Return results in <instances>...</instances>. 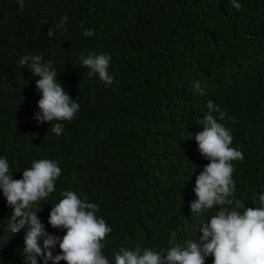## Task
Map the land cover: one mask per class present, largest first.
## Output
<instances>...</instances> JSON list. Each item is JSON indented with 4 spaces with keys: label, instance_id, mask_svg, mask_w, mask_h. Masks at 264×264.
I'll return each mask as SVG.
<instances>
[{
    "label": "trees",
    "instance_id": "obj_1",
    "mask_svg": "<svg viewBox=\"0 0 264 264\" xmlns=\"http://www.w3.org/2000/svg\"><path fill=\"white\" fill-rule=\"evenodd\" d=\"M236 2L239 10L232 0H24L21 9L18 0H0V158L13 179L35 160L58 162L54 192L33 206L46 232L65 235L48 218L61 193L73 191L97 204L96 215L112 229L102 249L109 264L121 248L166 252L173 242L198 241L201 226L219 210L190 209L198 199L196 178L209 163L194 138L208 101L226 113L223 120L213 116L230 130V147L243 153L231 162L229 198L241 201V214L261 206L264 0ZM87 29L94 35H83ZM93 51L111 56V85L81 66V55ZM26 55L51 61L80 105L72 120L59 121V136L34 119L40 77L19 66ZM12 211L0 190V264L25 260L24 230L8 228ZM51 251L59 254V245ZM212 261L208 256L205 264ZM37 262L52 264L42 256Z\"/></svg>",
    "mask_w": 264,
    "mask_h": 264
},
{
    "label": "clouds",
    "instance_id": "obj_2",
    "mask_svg": "<svg viewBox=\"0 0 264 264\" xmlns=\"http://www.w3.org/2000/svg\"><path fill=\"white\" fill-rule=\"evenodd\" d=\"M18 3L23 9L24 0H18ZM232 6L237 10L241 8L236 0H232ZM67 19V16L62 17L56 28H62ZM53 35L54 31L49 29L47 36ZM83 35L92 36L94 30L87 29ZM110 60V55L94 51L80 57L81 66L89 70L88 76H98L106 85L114 82L109 73ZM25 65L33 75L40 77L36 87L41 98L34 119L51 124V131L59 136L64 130L59 121L72 120L80 105L57 80L58 73L51 61L45 62L41 55H26L19 60L20 67ZM194 88L204 94L200 81L195 82ZM207 108L208 113L202 120L203 130L194 138L201 155L209 163L196 178L194 192L198 199L191 203L190 209L192 213H200L219 206V210L201 226L198 241H189L185 247L173 242L166 252L142 250L139 244L133 250L121 248L115 254V264H205L208 256L213 257L212 264H264V192L258 195L261 206L246 207L242 214L238 211L242 207L241 201L229 198L235 191L231 162L242 160L243 153L230 147L233 141L230 130L213 116V113H219L223 120L226 113L212 101H208ZM60 175L57 161L39 159L23 170L21 179H13L8 160L0 158V190L13 209L8 228L11 233L24 230V264H38L37 256L44 257L45 262L51 260L52 264H60V261L65 264H109L102 249L103 241L112 229L96 215L97 204L88 202L86 197L81 199L73 191L61 193L63 198L52 206L48 223L53 228L66 230L63 237L46 232L38 218L34 204L46 200L54 192L55 181ZM57 244L60 252L53 256L51 250Z\"/></svg>",
    "mask_w": 264,
    "mask_h": 264
}]
</instances>
